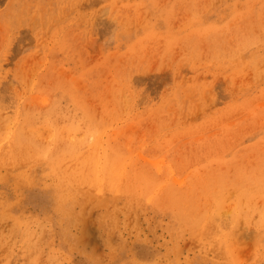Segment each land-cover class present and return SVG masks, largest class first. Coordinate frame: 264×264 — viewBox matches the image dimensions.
<instances>
[{"label": "rangeland", "instance_id": "1", "mask_svg": "<svg viewBox=\"0 0 264 264\" xmlns=\"http://www.w3.org/2000/svg\"><path fill=\"white\" fill-rule=\"evenodd\" d=\"M0 264H264V0H0Z\"/></svg>", "mask_w": 264, "mask_h": 264}]
</instances>
